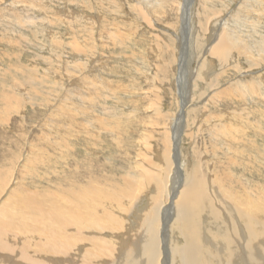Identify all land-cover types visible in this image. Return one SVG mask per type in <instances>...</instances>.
Returning <instances> with one entry per match:
<instances>
[{
	"label": "rangeland",
	"instance_id": "rangeland-1",
	"mask_svg": "<svg viewBox=\"0 0 264 264\" xmlns=\"http://www.w3.org/2000/svg\"><path fill=\"white\" fill-rule=\"evenodd\" d=\"M165 1L162 7L160 6L156 10L157 13L153 14L155 20L154 27L143 18L145 17L143 13L138 11L139 15L130 10L129 0H124L120 5L115 1L110 3V0H24L17 6L19 7L18 9L23 12L28 10L27 13L29 12V15H33L34 17L31 21L27 20L25 25L17 22L15 24L14 21L13 25L12 23L9 25L5 20L7 15L0 12V174L4 180L1 189L5 185L1 193H6H3L4 196L1 194V198L5 197L3 199L6 200L9 194L7 188L13 187L11 185L13 180H16L18 185L22 181H25L23 184L27 183L26 185L28 186L25 189L27 191H35L37 196L40 193L41 198H47L48 193L58 194L60 187L63 191H68L70 195V186L73 179L75 180L76 178L82 184L87 182L86 180L91 174L90 168H92V171L95 172H92V174H99L102 179L108 178L106 180L110 184V189L116 190L115 192L120 199L122 195L132 194L130 197H127L128 199L126 198L125 202H129V198L131 199L134 196L132 203L129 205L135 207V205L141 204L139 206L140 209H138L139 207L136 208L134 215H139L140 210V214L144 215L145 210L142 203H144L143 201L151 203V188L154 187V179L151 178H153L152 176L155 178L154 174L156 176H166L172 165V170L175 171L172 176V185L180 181L182 182L186 171L182 170L180 172L174 170L178 166V160L179 162L185 161L187 168L188 165L190 166L194 162L195 156L198 157L199 155L201 171L208 177L207 179L212 177L213 173L210 170L215 164H217L215 165L216 168H220L222 171L226 170V172H229L236 170L234 172L238 175H240V172L241 175L245 174L246 177L244 179L247 177L257 179L259 176L264 175V145L262 144L264 143V122L261 123V118H259L260 112H264V85L261 87L263 88L261 90L263 93H259L258 91L256 95L248 97H245L243 93L232 91L228 92L229 94L222 93L223 95L220 94L221 96H217L218 98L214 96L216 90L223 92L233 82L242 81L243 79L250 80L255 76L259 77L260 75L258 74L264 72V56L255 55L258 56L255 60L261 63L258 66L251 67L246 56H239L236 51H232L227 55V62H222L218 57L209 55L208 53V49L212 44H209L212 32L210 31L209 33V30L203 31L200 25H198V11L202 12L204 10L202 6L211 7L215 10L218 9L220 15L218 19H230L234 11L241 6L243 0H208L207 5H202L201 0H191L188 6L192 16V25H189L190 27L188 25V27L183 26L184 24L180 15L181 10L179 5L183 0ZM2 2L0 3V8ZM22 3L23 5H21ZM42 6L46 11L42 9ZM48 6L49 8H47ZM145 8L141 7L143 11H145ZM259 15L260 26H256L257 33L254 34L253 26H249V29L246 26H242L240 27L242 30L240 31L243 33L240 32L242 34L241 37H244L245 34L247 37L254 34L248 39L250 41L251 39L259 41L264 37V14ZM40 16L41 19L39 20ZM212 16L214 18L216 15ZM244 17L242 15L238 20L242 22ZM241 22L239 23L240 25L242 24ZM7 24L9 27L6 26ZM182 27H186L184 28L186 31L183 34L185 33L186 40L190 44V49L187 52L188 58L185 57L187 64L183 70V79H185L183 87L184 91H186L185 107L187 108V113L184 116L183 126L179 132L181 141L175 154L173 152L174 146L171 143V136L174 124H179V121L174 122V118L180 113L181 107L179 104L183 99L182 96H184L183 91H180L182 86L178 85L177 74L180 62L182 61L181 59L179 60V57L185 56L179 54L181 42L175 36L177 37V34L181 35ZM106 29H108L107 32ZM198 29L203 40L206 42L202 49L204 52L199 53V57L196 53L191 52L193 51V47L191 46L192 34L196 33ZM207 37L209 39H206ZM167 40L170 42L172 40V43L173 41L177 42L172 50V44H170L169 48L166 43ZM201 59H204L203 62ZM204 61L206 62L204 63ZM207 62H210V64ZM227 63H230L232 66L229 64L230 66L228 65V67ZM205 64L207 65L205 66ZM223 67L224 69H221ZM197 72H205L209 75L212 73V76H209L210 79H206V76H204L203 79L196 76ZM223 72L226 74H223ZM85 76L88 78L92 77V81H89ZM261 76L258 79L259 81L264 80V76ZM216 77L219 78L217 80L218 84L210 87V83L212 84ZM236 77L237 79H235ZM93 81L101 82L94 83ZM94 84H96L98 89H96ZM103 86L104 88H102ZM91 90H94L98 95L94 94ZM97 90L99 91L97 92ZM91 93L93 95H90ZM89 97H95V100L91 99L87 102ZM216 98L217 101L215 100ZM204 103L206 104L204 105ZM89 105L94 106L93 110L96 112H92ZM207 105L209 106L208 108ZM222 106L224 107L222 108ZM202 107H205L204 110ZM221 108L222 110H220ZM230 108L234 111V116L238 122L233 121L228 115L224 116L227 112H230ZM94 114H99V116L103 114L102 117L106 118L103 121V125H99L98 122L96 123L95 120H92ZM237 114L239 115L237 116ZM186 118H188V122ZM243 119L245 120L244 122ZM87 121H91L89 124L94 123L89 125ZM193 121L197 122V124L193 123ZM212 121L214 122L212 123ZM228 122L229 124H227ZM233 122L239 125H235ZM250 122L252 124H259L263 128L262 133L258 129L254 130L253 127H250ZM222 123L227 126V130H225L226 128H221L223 126ZM246 124L249 128L245 127ZM170 126L172 127L170 128ZM205 128L206 131H204ZM228 130L233 133H230ZM210 132H212V135ZM235 132L240 134L238 135ZM225 133L227 136H224ZM96 134L100 136V139L98 137L95 138ZM230 134L232 137L229 140ZM117 136L118 138H116ZM165 137H167V141ZM204 139L206 140L204 141ZM251 140L257 143L258 149L250 147L247 144ZM167 142L170 148H168ZM228 145L231 146L229 147ZM165 146L167 147L165 148ZM171 146H173L172 149ZM214 146H217V148ZM242 146L250 147L249 149L253 150L251 151L252 154L247 151H236ZM175 157H177V161ZM26 158H31V161ZM33 159L35 163L32 162ZM223 159L225 160L223 161ZM229 160L230 162H228ZM238 161H245V163L250 161L254 163L256 161V163L252 165L248 164L247 168L242 169ZM77 171H79L78 174H74ZM85 171H87L86 176L83 174ZM92 174L91 176H93ZM8 182L9 184L7 185ZM133 182L135 183L133 184ZM111 183L114 184L111 185ZM133 186L136 187L134 193ZM45 203L49 204L50 202L45 201ZM169 203L171 201L168 202V210L163 209L161 216V220L164 217L165 223L169 221L167 225L170 222L172 223L170 217L173 215L172 204ZM117 212V209H115L114 213L118 216ZM128 213L133 215L132 211ZM163 230L167 232H165L164 237L168 241L169 237H171L169 236V226H165Z\"/></svg>",
	"mask_w": 264,
	"mask_h": 264
},
{
	"label": "bare ground",
	"instance_id": "bare-ground-1",
	"mask_svg": "<svg viewBox=\"0 0 264 264\" xmlns=\"http://www.w3.org/2000/svg\"><path fill=\"white\" fill-rule=\"evenodd\" d=\"M1 1H3V2H2V6L0 8V12H3V14L7 15L5 20L9 23V25H10V23H12V25H13V21L15 24L17 22L21 25H25L27 20L31 21L32 18H34L33 15L32 16L29 15L30 14L29 12L27 13L28 10L26 12H23L22 10L18 9L19 7H17V6H19L20 3L23 2L24 0H10V2H8V0H0V3H1ZM112 1L113 2L115 1L118 5H120V3L122 4V2L124 0H110V3ZM167 1H170V0H167ZM190 1L191 0H183L179 5L180 10H181L180 15H181V18H182V21L184 24V25L183 24L182 25L186 26V27H188L189 25H192V23H191V20H192L191 19V17H192L191 16V10L188 7L190 5ZM164 2H166V1L165 0H129V7H130V10L136 14L140 15V13H143L145 15V17H143V18L146 19V21H148L154 27V24H155L154 21L155 20H154L153 14L155 15V13H157L156 10L158 8H160V6L162 7V4ZM173 2H175V1H173ZM201 2H202L201 3L202 5H207L208 0H201ZM48 3H49V1H48ZM174 4L176 5V3H174ZM21 5H23V3ZM165 5H167V4L165 3ZM141 7H143V8L147 7V8H145V11H143L141 9ZM205 7L206 6H204V7L202 6V8L204 9L202 12L198 11V14H199L198 25H200V27L203 31L209 30V33H210V31L212 32L210 39L208 37L206 38V39H209V42H210L209 44L212 43L210 48L208 49L209 55L216 56L222 62H224L227 60V58H228L227 55L229 53H231L232 51H236L239 56L244 55L247 57L251 67L260 65L261 62L258 63L255 60V58L258 57L255 55H259V56L263 55L264 56V37H262L260 39L261 41L259 40L260 42L256 39L255 40L251 39V41L248 39H250V37H252L254 34L257 33L256 26L257 25L260 26V24H259L260 15L258 16V14H261V15L264 14V0H243L241 6H239V8L236 11H234V13H233V15H231L230 19H227V18L226 19H224V18L218 19V16H220L218 9L215 10L211 7L210 8L209 7L205 8ZM47 8H49V6ZM166 8H170V7H166ZM25 9H28V8H25ZM42 9H43V6H42ZM43 10H45V9H43ZM52 12H51V14H52ZM49 13H47V14H49ZM158 15H160V14H158ZM212 15H216L214 17L216 19H214ZM242 15H243V17L244 16L245 17L243 18V21L241 22L240 20H238V18L241 17ZM166 16H167V13H166ZM256 16H258V17L256 18ZM47 18H48V16H47ZM38 19L40 20L41 16ZM42 20H45V19H42ZM237 20H238V22L236 23ZM230 22H231V24H230ZM240 22L242 23L241 25L239 24ZM9 25L7 24L6 26L9 27ZM44 25H45V23H44ZM113 25H114V23H113ZM242 26H246V27H248V29H249V26H251V27L253 26V30L255 33L248 36V37L246 36V34L244 37H241V35L243 33L241 32L242 30L240 29V27H242ZM179 27L181 28V26H179ZM186 27H182L181 35L177 34V37L175 36V38H177L179 40V42H181L179 54L185 55L184 57H179V60L181 59L182 61L180 62V68H179V70H178L179 72L177 74L178 75L177 78H178V82H179L178 85L182 86L180 88V91L181 92L183 91V95H184V96H182L183 99L179 104L181 107L180 113H178V116L176 118H174L175 119L174 122L179 121V124L173 123L174 124V128L172 131L173 134H172V136L170 135L171 139H172L171 143H173V146H174V147L171 146V149L173 147V150H174L173 152L175 154H176V151L179 147V143L181 141V139L179 137V135H180L179 132L181 131V127L183 126L182 122L184 120V116L187 113V111H186L187 108L185 107V103H186L185 102V92L186 91H184V87H183V82L185 80V79H183L184 78L183 70L187 64V59H185V57H187V52L190 49V44L186 40L187 37L185 36V33L183 34V32L186 31L184 29ZM77 28H78V26H77ZM107 28H108V26H107ZM108 29H106V32ZM117 29H119V28L117 27ZM77 32L79 33V31H77ZM155 32H157V31H155ZM173 33H174V31H173ZM245 33H247V32H245ZM249 33H251V32H249ZM157 34H159V33H157ZM164 38H166V36H164ZM193 41H194V43H193ZM191 42H192L191 46L193 47V51H191V52H194V54L196 53L197 56L199 57V53H201L203 51L202 49L204 47V44H206V42L203 40V37H202L199 29L197 30L196 33L194 32L192 34ZM166 43L169 46V48L171 46L170 44H172V46H171V50H172L177 42L173 41V43H172V40H171V42L169 40H167ZM209 44H208V46H209ZM73 46H75V45H73ZM188 46H189V48H188ZM208 46H205V47H208ZM192 47H191V49H192ZM85 48H86V46H85ZM253 50L255 51L254 53H253ZM197 56H196V58H197ZM203 56H205V55H203ZM203 58L205 59V57H203ZM173 59H174V57H173ZM203 60H202V62H203ZM258 60H259V58H258ZM199 61H200V59H199ZM259 61H261V60H259ZM144 62H145V60H144ZM205 62L206 61H204V63ZM207 63L210 64V62H207ZM239 63H240V61H239ZM229 64L230 63H227V66ZM201 65H203V64H201ZM206 65L207 64H205V66ZM220 66H221V64H220ZM225 68H226V66H225ZM193 69H194V67H193ZM221 69H224V67ZM221 69H219V70H221ZM223 71H226V70H223ZM223 74H226V73L223 72ZM255 75H257V74H255ZM258 75H260V76L259 77H257V76L252 77L250 80H244L243 79L242 81L240 80L238 82H233V84L228 86L230 84L229 83L227 85L228 88L225 91L223 90V88H222L223 92H221L220 90H216L214 92V96L217 97L222 93L227 94L228 92L230 93L231 91L236 92V93H243V95L245 97L256 95L258 93V91H259V93H263V92H261V90L263 89L261 87H262V85H264V80L259 81L258 79H260L262 77L261 75L264 76V72H262ZM196 76L202 77V78L204 76H206V79H210L209 76H212V73H210V75H209L205 72H197ZM252 76H253V74H252ZM85 77H87V76H85ZM89 77H91V76H89ZM189 77H190V75H189ZM237 77L235 79H237ZM91 78H88L89 81H92ZM88 79H87V81H88ZM93 79L95 80V78H93ZM218 79L219 78L216 77L215 81H213L212 84L210 83V87H212L213 85H217ZM96 82H98V81H96ZM96 82H94V83H96ZM100 82H98V83H100ZM195 82H197V81H195ZM56 84H57V82H56ZM94 85L96 86V84H94ZM223 85H225V84H223ZM186 86H188V85H186ZM197 87H199V86L197 85ZM102 88H104V86ZM213 88H215V87H213ZM96 89H98L97 86H96ZM224 89H225V87H224ZM91 91H93L94 94L96 93L94 90H91ZM98 91L99 90H97V92ZM204 92H206V91L204 90ZM88 93H89V91H88ZM200 94H201V92H200ZM79 95H81V94H79ZM90 95H93V94L91 93ZM108 96L110 97V95H108ZM224 96H226V95H224ZM226 97H225V99H226ZM217 98L215 99L216 101H217ZM91 99L95 100V97L94 98L89 97L87 102H89ZM48 102H49V100H48ZM260 102H262V101H260ZM192 103L193 102L191 100V104ZM205 104L206 103H204V105ZM198 105H200V104H198ZM89 106H91V105H89ZM241 106L243 107V105H241ZM93 107L94 106H91L92 112L95 111V110H93ZM190 107H192V106H190ZM208 107L209 106L207 105V108ZM223 107L224 106H222V108ZM204 108L202 107L203 110H204ZM222 108L220 110H222ZM106 109H108V108H106ZM188 111H189V109H188ZM195 111H197V110H195ZM225 111L227 112V110H225ZM253 111H255V110H253ZM210 112H211V110H210ZM245 112H247V111H245ZM255 112H257V111H255ZM222 114L224 115V113H222ZM245 114L247 115V113H245ZM102 115L99 116V114H94V117L92 120L93 121L95 120L96 123L98 122L99 125H103L104 124L103 121L106 118L102 117ZM214 115H215V112H214ZM227 115L233 121L238 122L237 118L234 116L235 115L234 111H232L231 108H230V112H227V114L224 116H227ZM238 115L239 114H237V116ZM164 116H165V113H164ZM225 118H227V117H225ZM259 118H261L260 119L261 123L264 122V112L263 111L260 112ZM187 119L188 118H186V121H187ZM240 119H242V118H240ZM204 121H205V119H204ZM239 121L242 122L241 120H239ZM244 121L245 120L243 119V122ZM87 122L89 124L91 121H87ZM194 122L195 121H193V123ZM200 122H201V120H200ZM209 122H210V120H209ZM213 122L214 121H212V123ZM195 123L197 124V122H195ZM224 123H222L223 126H221V124H220V126L222 129L226 128L225 130H227V126H225ZM247 123H249V122H247ZM92 124H89V125H92ZM227 124H229V122ZM235 125H239V124H235ZM176 126H178V127L176 128ZM249 126L253 127L254 130L258 129L259 132H261V133L263 131V128H261V126L259 124H256V123L252 124L250 122ZM171 127L172 126H170V128ZM245 127H248V125L246 124ZM191 128H192V126H191ZM215 129H216V127H215ZM204 131H206V128ZM210 131H211V129H210ZM238 131H240V130H238ZM184 132H185V130H184ZM243 132H244V129H243ZM210 133L212 135V132H210ZM226 133L229 134L228 132H226ZM226 133L224 134V136H227ZM230 133H233V132L231 131ZM235 133H237V132H235ZM249 133H247V134H249ZM168 134H169V130H168ZM48 135H49V133H48ZM263 135H264V133H263ZM163 136H162V138H163ZM222 136H223V133H222ZM97 137L100 139V136L97 135L95 138H97ZM215 137H216V135H215ZM230 137H232L231 134L229 136V140H230ZM116 138H118V136ZM166 138L167 137H165V140L167 141ZM218 138H219V136H218ZM255 138L257 139V137H255ZM205 140L206 139H204V141ZM147 142H148V140H147ZM259 142H261V141H259ZM167 144H168V142H167ZM247 144L250 147H254L255 149H258L257 143L254 140H251V142H249ZM262 144L264 145V143H262ZM147 145H148V143H147ZM214 145H215V143H214ZM223 145H225V144H223ZM167 146H165V148ZM218 146H220V145H218ZM168 148H170V145ZM215 148H217V146ZM249 148L247 146L246 147L242 146V147L238 148L236 151H242V152L247 151L248 153H250L253 150H251ZM263 149H264V147H263ZM228 150H230V149H228ZM37 151H39V150H37ZM89 151H90V149H89ZM221 151H222V149H221ZM259 153H262V152H259ZM250 154H252V152ZM204 155H207V154H204ZM256 155H258V154H256ZM260 156H262V155H260ZM25 157H27V156H25ZM195 157L196 158L194 159V162L192 164H190V166L188 165L187 168H186L187 165L185 164V161L179 162V160L177 161V157H175L178 166L174 170H177L180 172H182V170L186 171L185 177L184 178L182 177L183 180L181 179L182 182L181 181L177 182V183L173 182L175 185H172V176L174 175V172H175L172 170V165H171L168 173L166 174V176H156V174H154L155 178H154V176H152L153 178H151V179H154L153 180L154 183L152 182L154 187L151 188L152 189L151 190L152 196H151V200H150L151 203H149V202L145 203L146 201H143L144 203H142V205H144V210H145L144 212L145 213H144V215L140 214L141 213V210H140V213H138L139 215L136 214L137 216L134 215V213L136 211V208L141 206V204H139L137 206L135 205V207H133L132 205H129L130 203H132L134 196L131 199L129 198V200H130L129 202H127V201L125 202V200L127 197H130L132 195L130 193H129L130 195L129 194L128 195L125 194L124 196L122 195L121 199H120L117 196L118 194L115 192L116 190L110 189V187H109L110 184L107 181L108 178H106L107 180L102 179L101 176H99V174L97 172L96 173L98 175H95L94 174L95 172L92 171L93 170L92 168H90L91 174H92V172H94V173L92 174L93 176H91V174L89 175V178L86 180L88 182V180L90 179L88 183L85 182L82 184L79 180H77L75 178V180L73 179L72 185L70 186L71 187L70 188V195L68 194V191H63L60 187L58 190L59 191L58 194H55V193L49 194L48 193L47 198H45V197L41 198L40 193H39L40 196L39 195L37 196V193L35 191H27L25 189V187H28L26 185L27 183L23 184L25 181H22L18 185L16 180H13L11 182V185H13L12 188H7L8 189L7 191L9 192V194L6 197V200L3 199L5 197L1 198V194L5 193V192L1 193L4 190L5 185L1 189L4 180L0 174V264H264V175L259 176V178H257V179L252 178V177L251 178L247 177L246 179H244L246 176H245V174L241 175V172H240V175H238L236 172H234L236 170L229 171V172H226V170L222 171V170H220V168H216L215 165H217V164H215V165L213 164L215 167L213 166V168L210 170L213 173L212 177L210 179H207L208 177H206L204 175V173L201 171V162L199 159V155H198V157L197 156H195ZM26 159H29V161H31V158H26ZM225 159H223V161ZM218 160H220V159H218ZM255 160H256V158H255ZM141 161L143 162V160H141ZM32 162L35 163L34 159ZM228 162H230V160ZM238 162H240V161H238ZM254 163H256V161ZM254 163H252L251 161L245 163V161H243V162H240L239 165L242 166V169H245V167L247 168L248 164L252 165ZM36 164H37V162H36ZM241 171H243V170H241ZM3 172L5 173V171H3ZM78 172L79 171H77V173L74 172V174H78ZM86 172L87 171H85L84 173L82 172V173L85 174V176H86ZM243 173H244V171H243ZM162 174H164V173H162ZM8 179H7V181H8ZM143 179H145V178H143ZM178 179H180V178H178ZM149 180H150V178H149ZM116 183H117V181H116ZM134 183L135 182H133V184ZM8 184H9V182L7 183V185ZM106 184H108V185H106ZM113 184L111 183V185H113ZM142 184H144V183H142ZM142 184H141V186H142ZM15 186H17V187H15ZM115 186H117V185L115 184ZM129 186H131V185H129ZM135 186H133L134 187L133 193L136 191ZM130 189H132V188H130ZM140 189H142V188H140ZM138 190H139V185H138ZM22 191H24V192H22ZM44 194H45V192H44ZM119 194H121V193H119ZM141 195H142V193H141ZM2 196H4V194ZM45 201H49L50 203L46 204ZM147 201H148V199H147ZM169 201H171V203H169V204H172V211H173V215H172V217H170L171 221H172V223L170 222L171 225H170V223L167 225V223L169 221H167L165 223L164 217L161 220L162 211H163V209L165 210L168 208L167 206H168ZM134 204H136V203H134ZM114 208L117 209V211H118L117 214H119L118 216L114 213L115 212ZM138 209H140V207ZM131 211H132L133 215H130L128 213ZM164 216H166V215H164ZM127 222H129V223H127ZM165 226H169V234L170 235L169 234L168 235L171 237H169L168 241H166V238L164 237L166 231L163 229Z\"/></svg>",
	"mask_w": 264,
	"mask_h": 264
}]
</instances>
